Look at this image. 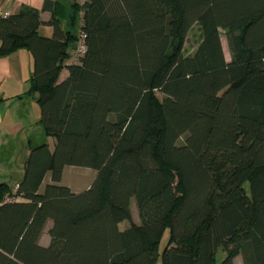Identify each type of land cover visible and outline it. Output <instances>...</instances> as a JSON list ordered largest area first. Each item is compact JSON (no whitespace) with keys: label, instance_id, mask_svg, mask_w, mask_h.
Instances as JSON below:
<instances>
[{"label":"trees","instance_id":"1","mask_svg":"<svg viewBox=\"0 0 264 264\" xmlns=\"http://www.w3.org/2000/svg\"><path fill=\"white\" fill-rule=\"evenodd\" d=\"M59 7L44 1L46 22L0 15V56L31 53L54 139L31 147L14 191L0 183V264H156L166 228L161 264H215L219 248V264H264V0L73 1L85 53L68 65L79 32ZM194 24L202 40L184 56ZM66 166L94 169L91 185H61Z\"/></svg>","mask_w":264,"mask_h":264},{"label":"crops","instance_id":"2","mask_svg":"<svg viewBox=\"0 0 264 264\" xmlns=\"http://www.w3.org/2000/svg\"><path fill=\"white\" fill-rule=\"evenodd\" d=\"M44 1L0 0V15L15 14L21 9L27 8L38 11L40 19L46 22L50 19L51 13L49 10H43ZM51 1L57 2L60 6L59 11L56 13L61 27L75 34L79 32L76 26L72 27L70 24V18L73 14L71 5L73 1L81 4L84 0ZM78 16L80 18L81 14H78ZM38 33L44 37H51L53 29L49 25L42 24L38 28ZM74 45L70 50L71 57L65 63L67 65L73 62ZM32 69V56L26 48H20L6 56H0V183H7L12 191L15 190L16 185L24 175L25 162L31 147L42 143H47L48 145L49 143L54 144L52 137L45 136L40 122L41 113L37 102L38 95L37 93L30 92ZM66 75L67 70L63 68L59 81L63 80ZM65 168L63 169L62 176ZM50 182V173H46L41 187ZM66 186L72 192L79 193L70 186ZM127 226H124V228ZM49 241L50 238L46 245H48ZM238 259L239 256L235 258V264Z\"/></svg>","mask_w":264,"mask_h":264},{"label":"rangeland","instance_id":"3","mask_svg":"<svg viewBox=\"0 0 264 264\" xmlns=\"http://www.w3.org/2000/svg\"><path fill=\"white\" fill-rule=\"evenodd\" d=\"M221 35V43L223 52L225 55V58L227 61L230 60V53L227 46L226 41V32L220 31ZM202 40V31L198 24H194L189 32L187 33V36L182 43L181 52L184 56H191L196 51L198 45L200 44ZM157 96H160V94L156 91L155 92ZM50 142V141H49ZM181 142V141H180ZM54 144L49 143L50 149H53ZM96 175V171L92 168L88 167H79V166H67L64 170V174L62 176V180L60 182L61 185H68L73 190L77 192L84 191L87 186H90L92 181L94 180V177ZM246 187H248V184H245ZM43 190V187H41V191ZM131 214H132V220L134 223H140V212L138 210V207L136 205V202L134 199L131 200ZM51 222L49 221L42 232V237L40 238V244H47V241L49 239L48 236V230L50 228ZM128 222H122L119 225L120 229H123L124 226H127ZM169 237V229L166 228L160 238L159 245H158V252L159 257L157 259L156 264H161V254L162 250L164 249V246L166 245L167 239ZM47 246V245H46ZM225 252L222 248H219L217 250L216 256H215V264H219V262L224 258ZM236 264H242L241 258L239 257Z\"/></svg>","mask_w":264,"mask_h":264},{"label":"built area","instance_id":"4","mask_svg":"<svg viewBox=\"0 0 264 264\" xmlns=\"http://www.w3.org/2000/svg\"><path fill=\"white\" fill-rule=\"evenodd\" d=\"M85 53L84 34L80 33L77 42L75 43V51L73 54V61L77 60Z\"/></svg>","mask_w":264,"mask_h":264},{"label":"water","instance_id":"5","mask_svg":"<svg viewBox=\"0 0 264 264\" xmlns=\"http://www.w3.org/2000/svg\"><path fill=\"white\" fill-rule=\"evenodd\" d=\"M75 46V45H74Z\"/></svg>","mask_w":264,"mask_h":264}]
</instances>
